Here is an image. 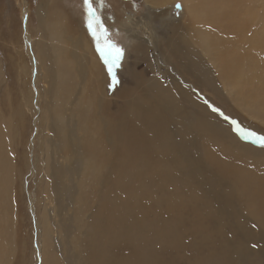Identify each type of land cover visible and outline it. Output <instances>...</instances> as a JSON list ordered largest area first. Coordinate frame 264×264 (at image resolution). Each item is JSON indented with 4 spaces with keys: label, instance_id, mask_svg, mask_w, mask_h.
Returning <instances> with one entry per match:
<instances>
[{
    "label": "rangeland",
    "instance_id": "1",
    "mask_svg": "<svg viewBox=\"0 0 264 264\" xmlns=\"http://www.w3.org/2000/svg\"><path fill=\"white\" fill-rule=\"evenodd\" d=\"M239 1L238 16L233 17L245 24L244 34L237 42L231 34L226 40L231 49L253 61L249 85L228 81L219 60L221 47L214 45L206 49L197 42L190 20L192 9L190 7L187 12L180 0H104L103 6L93 0L107 29L106 36L100 37L101 48L107 39L124 50L119 67L113 66L111 73L109 64L105 63L106 57L88 28L84 0H0V264H74L70 260L85 264L83 258L90 240V227L97 216L102 193L112 179L109 174L111 163L104 162L96 154L91 155L86 146L92 143L96 146V140H101V145L107 144L106 141L103 144L107 135L102 129L97 135L93 134L100 121L99 99L109 100L112 105L109 109L115 113L123 103L125 87L133 88L148 102L153 101L161 88L162 93L174 96L180 108L187 110L189 115L197 112L196 106L201 99L208 110L216 114L205 115L209 123L232 127L241 146L235 147L237 154L232 153L228 160L240 163L238 157L245 158L243 167L254 176L247 194L256 202L253 207L255 219L248 218L246 224L244 221L229 223L220 237L228 245L227 250L213 244L215 235L213 239L208 234L201 238L200 233L189 232L185 238L187 242L197 244L210 240L205 248L198 249L200 260L210 256H204L207 252L218 251L216 255L221 257V264H264V206L260 201L264 200V146L249 135L255 133L256 137H264V115L261 112L253 114L247 109L253 96L264 95V0ZM217 3V0L208 1L198 13L203 16L214 11ZM178 4L181 7H176ZM47 7L49 11L58 8L67 13L77 34L82 33L93 46L106 79L101 92L98 93L89 78L91 63L95 60L83 45L66 41L58 45L71 54L82 56L86 76L79 78L80 84L61 105L53 102L57 100L56 92L48 91V77H45L50 69L45 57L37 53L41 42L50 43L37 31V13ZM229 22L221 19L219 23L203 26L222 29ZM77 34L73 33V37ZM146 36L151 39L147 40ZM172 38L180 43L182 57L172 46ZM192 61H196L205 74L200 84H195L191 78ZM134 75L135 83L129 79ZM113 76L118 83H113ZM52 111L61 112L70 120L68 123L78 129L81 152L85 156L75 175H71L68 168L77 160L79 150L57 139L51 129ZM202 136L203 132L199 134V141ZM199 141H194L193 147L205 154L206 162L203 155L194 158L199 168L196 183L217 179L215 167L210 164L212 159L207 160L210 156L206 151L207 144ZM189 145L191 142L187 147ZM161 151H165L164 147L156 145L153 153L157 156ZM213 151L216 153L220 149L213 147ZM58 184H71L72 191L58 194ZM211 187L217 192L222 183L217 179ZM133 191L137 192L138 188L134 187ZM157 193L154 187L146 194L145 215L151 219L158 216L151 206V201L159 198ZM237 206L245 209L242 199ZM198 207L202 208V205ZM193 216L195 213L191 212L174 218L182 223ZM203 225H207V221L198 219L195 228L200 232ZM179 235L183 237L184 233L179 231ZM242 244H246L249 251L244 259H239L234 253Z\"/></svg>",
    "mask_w": 264,
    "mask_h": 264
},
{
    "label": "bare ground",
    "instance_id": "2",
    "mask_svg": "<svg viewBox=\"0 0 264 264\" xmlns=\"http://www.w3.org/2000/svg\"><path fill=\"white\" fill-rule=\"evenodd\" d=\"M208 1L210 0H180L185 4L187 12L190 7L192 9L190 20L194 38L203 48H211L214 45L221 47L219 60L222 72L231 84L249 85L252 81L249 72L254 68L253 61L245 59L239 51L231 49L226 40V36L231 34L233 41L237 42L244 34L245 24L233 17L238 16L240 1L217 0L216 9L201 16L198 9L205 8ZM37 19V31L50 40V43L41 42L37 53L45 57L50 69L45 77H48V91L56 92L54 95L57 100L53 102L61 105L64 98L71 96L76 85L80 84L79 78L86 76L82 56L71 54L68 49L58 45L66 41H73L77 46L83 45L95 60L91 63L93 70L91 69L89 78L98 93L101 92L106 82L102 63L86 36L77 34L69 15L58 8L49 11L47 7L38 11ZM221 19L230 20L222 29L218 26H203L219 23ZM73 33L77 34V37H73ZM146 39L151 38L146 36ZM171 41L182 57L180 43L174 38ZM190 65L193 68V82L200 84L205 74L200 71L196 61H192ZM129 79L136 82L135 75ZM122 95L123 103L115 109V113L109 109L112 106L109 100L99 99L100 121L93 134L97 135L102 129L107 135L103 144L105 141L107 144L101 145V140H96V146L93 143L86 146L91 155L96 154L104 162L111 163L109 174L112 179L102 193L97 216L90 227V240L85 246L87 252L83 258L84 263L179 264L184 261L185 264H221V257L216 255L218 251L207 252L204 256H210L203 260L197 256L198 249L205 248L210 243L209 239L199 244L189 243L185 235L189 232L200 233L201 238H204L208 234L212 239L215 235L213 244L227 250L228 245L221 241L220 237L229 223H245L250 217L255 219L253 207L256 202L247 194L248 185L254 176L243 167L246 165L245 158L239 156L240 163L228 160L232 153L237 154L235 147L241 146L240 138L227 124L224 126L220 123H209L205 115L216 114L208 110L201 99L196 106L197 112L189 115L187 110L180 108L174 96L168 92L162 93L161 88L150 102L139 96L133 88L125 87ZM263 96H253L247 109L253 114L261 112L264 115ZM51 116V129L57 134V139L79 150L77 160L68 168V172L75 175L85 156L81 152L78 129L68 123L70 120L62 116L61 112L52 111ZM201 132L204 136L202 141H199ZM216 133L228 140L222 138L223 136L218 137ZM194 141L207 144L206 151L210 155L207 160L212 159L210 164L215 167V177L222 183L217 192L211 187L217 179L195 182V178L199 177V168L195 165L194 158L203 155L206 162V156L193 147ZM189 142L191 145L187 147ZM156 145L165 149L157 156L153 153ZM213 147L219 148L220 151L214 153ZM1 162L0 145V165ZM134 187L138 188L137 192L133 191ZM154 187L159 198L152 200L151 206H154L158 216L151 219L145 215L148 206L146 194ZM71 191V184H58L56 187L58 194H69ZM240 199L243 200L245 209L238 208L237 202ZM260 201L264 206V200ZM198 205H202V208ZM186 206L188 209H185ZM191 212L195 213V216L188 222L180 223L174 218ZM198 219L207 221V225H203L200 232L195 228ZM179 231L184 233L183 237H180ZM246 233L248 239L249 232ZM184 244L186 245L183 246ZM248 251V246L242 244L235 250L234 256L244 259Z\"/></svg>",
    "mask_w": 264,
    "mask_h": 264
},
{
    "label": "snow or ice",
    "instance_id": "3",
    "mask_svg": "<svg viewBox=\"0 0 264 264\" xmlns=\"http://www.w3.org/2000/svg\"><path fill=\"white\" fill-rule=\"evenodd\" d=\"M103 2L104 0H97V3H99L101 6H103ZM84 6L88 15V28L93 37L97 40V47L101 50L102 55L106 57L105 63L109 64V72L111 73L113 66L119 67V63L124 55V50L107 39L105 40L104 47L101 48L99 43L100 37L101 35L106 36L107 29L100 20V16L97 13V8L94 6L93 0H84ZM176 7H181V5L178 4ZM113 83H118V80L115 76H113ZM249 135L254 136L256 141H258L261 146H264V137H256L255 133H250Z\"/></svg>",
    "mask_w": 264,
    "mask_h": 264
}]
</instances>
